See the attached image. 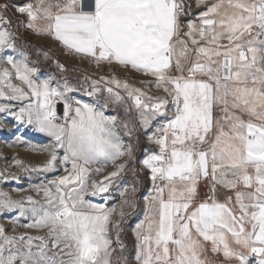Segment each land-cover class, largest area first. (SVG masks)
I'll return each instance as SVG.
<instances>
[{
	"label": "snow or ice",
	"instance_id": "obj_1",
	"mask_svg": "<svg viewBox=\"0 0 264 264\" xmlns=\"http://www.w3.org/2000/svg\"><path fill=\"white\" fill-rule=\"evenodd\" d=\"M0 114V264H264V0H0Z\"/></svg>",
	"mask_w": 264,
	"mask_h": 264
},
{
	"label": "rangeland",
	"instance_id": "obj_2",
	"mask_svg": "<svg viewBox=\"0 0 264 264\" xmlns=\"http://www.w3.org/2000/svg\"><path fill=\"white\" fill-rule=\"evenodd\" d=\"M39 43H45L43 41H38ZM61 61L64 62L66 65H73L77 64L79 62L74 61L73 59L67 58V57H60ZM81 67H85L84 65H81ZM45 71L47 72H55V68L53 67H45ZM87 71L90 74L95 75L96 69L94 67H88ZM106 71V70H105ZM78 75H81V73H75L70 72L69 77L74 78ZM135 75V74H134ZM84 99H89L88 97H84ZM0 117H3V123L9 130H0V170L8 169L9 172L15 173L17 175L21 176V180L19 182L14 180H9L7 182H0V188H2L4 191L11 192L13 195V198H18L20 195L24 193L16 192L15 189L23 187L28 188L30 183H38L41 179L44 177L42 176H36L33 174L31 181L24 176V174L20 171V169L13 166V160L12 157H17L19 159H22L26 164H32V165H38L42 163L45 159V154L42 153H36V152H30L25 149V147L19 146L15 144V136L14 132L15 129H13L12 125L14 121L11 117H6L5 114H0ZM23 135L26 139L31 141L35 144H42L46 143L47 140L42 137L41 134H38L34 132L31 129L21 128L19 133ZM54 174H49L48 178H51ZM143 191V189L141 190ZM137 220V217H133L130 223L134 224ZM0 222H7L4 217H0Z\"/></svg>",
	"mask_w": 264,
	"mask_h": 264
}]
</instances>
